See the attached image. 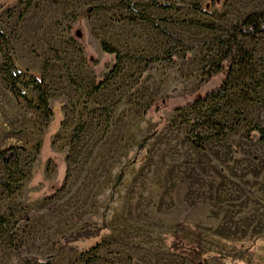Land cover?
<instances>
[{"label": "rangeland", "instance_id": "rangeland-1", "mask_svg": "<svg viewBox=\"0 0 264 264\" xmlns=\"http://www.w3.org/2000/svg\"><path fill=\"white\" fill-rule=\"evenodd\" d=\"M126 1L0 0V154L17 149L0 156V264H264V81L233 100L264 75V30L240 38L252 69L186 106L221 82L215 40L264 0Z\"/></svg>", "mask_w": 264, "mask_h": 264}, {"label": "trees", "instance_id": "trees-1", "mask_svg": "<svg viewBox=\"0 0 264 264\" xmlns=\"http://www.w3.org/2000/svg\"><path fill=\"white\" fill-rule=\"evenodd\" d=\"M154 3L160 7H168L166 4L162 3L160 0H153ZM122 3L129 9L135 10L137 4L131 1L122 0ZM201 11H205L203 8H199ZM264 30V12H254L248 14L240 23L233 25L230 28V33L226 35L223 39L218 38L215 41L217 42L216 54L213 55V58L208 62V75L209 77H220V84L213 88L211 91L206 92L205 94H192L193 99L187 102L186 106H192L194 104L200 103L211 97L223 96L227 93V89L236 81V74L239 70L252 69L253 66V53L246 48H244L240 43V38L253 37L257 33ZM175 42L186 47V44L179 40L175 39ZM103 50L114 55L116 62H119L121 55L119 51L107 43L102 44ZM170 57H150L145 60V69L154 68L155 64L162 60H169ZM22 73L27 74L30 78V83L27 87L33 89L37 96L38 104L40 108L50 110L49 106V91L47 84L42 75H38L26 70H21ZM118 72V64L116 63L111 69L109 76H115ZM108 76V77H109ZM249 83L246 84L244 89L238 90L233 97L234 99H241L247 101L257 100L256 89L261 86L264 81V75L259 77H248ZM95 86V91L100 87V85ZM244 85V84H243ZM253 87V88H252ZM13 94H15V88L10 89ZM21 97H24L23 94H20ZM184 108V107H183ZM178 108V109H183ZM220 134L224 135L229 129L224 125H220ZM254 131L259 135V139L263 140V130L259 128H254ZM198 145V141L195 142ZM3 163L8 165L11 161H17V149L13 146L3 150L0 154ZM0 185L9 188V184L0 178ZM104 231L103 228L87 229L80 233L81 237L84 238H95L98 237ZM96 259V258H94Z\"/></svg>", "mask_w": 264, "mask_h": 264}, {"label": "water", "instance_id": "water-1", "mask_svg": "<svg viewBox=\"0 0 264 264\" xmlns=\"http://www.w3.org/2000/svg\"><path fill=\"white\" fill-rule=\"evenodd\" d=\"M37 264H47V262L46 261H39Z\"/></svg>", "mask_w": 264, "mask_h": 264}]
</instances>
